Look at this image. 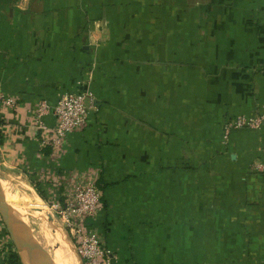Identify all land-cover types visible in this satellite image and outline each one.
Masks as SVG:
<instances>
[{
	"label": "crops",
	"instance_id": "1",
	"mask_svg": "<svg viewBox=\"0 0 264 264\" xmlns=\"http://www.w3.org/2000/svg\"><path fill=\"white\" fill-rule=\"evenodd\" d=\"M86 91V127L58 163L98 174L94 227L111 264H264V172L251 170L264 163V124L226 143L220 130L264 110V0H0V95L16 103L4 110L0 165L35 178L49 150L37 104ZM3 185L20 260L37 264ZM28 200L24 223L27 210L44 223Z\"/></svg>",
	"mask_w": 264,
	"mask_h": 264
},
{
	"label": "built area",
	"instance_id": "2",
	"mask_svg": "<svg viewBox=\"0 0 264 264\" xmlns=\"http://www.w3.org/2000/svg\"><path fill=\"white\" fill-rule=\"evenodd\" d=\"M94 95L89 92L62 93L50 106L40 101L31 118L40 134V150L49 148L48 166L36 171V180L43 186L48 209L60 219L81 264H111L109 253L104 249L94 227L101 211L102 192L99 176L94 172L79 173L63 171L58 161L69 135L82 131L93 108ZM13 98L0 95V122L5 118L4 110H14ZM49 116L52 125L47 126L43 118ZM264 124V110L254 115H235L220 123L222 140L226 143L230 133L239 130H259ZM254 173L264 172V163L251 164ZM31 174L28 173V176ZM12 249L8 243L0 244V264H8L6 255Z\"/></svg>",
	"mask_w": 264,
	"mask_h": 264
},
{
	"label": "rangeland",
	"instance_id": "3",
	"mask_svg": "<svg viewBox=\"0 0 264 264\" xmlns=\"http://www.w3.org/2000/svg\"><path fill=\"white\" fill-rule=\"evenodd\" d=\"M9 166L11 165H9V163L6 160H4L3 163L0 165V183L4 184L3 187L5 185L13 186L14 191L11 192L12 194H9V196L5 195L2 197L6 199L9 204H13L18 209V211L16 210L14 211V213H17L19 215H15V219L13 218V221L15 225L19 227L20 229L24 227L26 232L23 234V236L24 235L25 237L26 235L29 236L26 238L29 244L37 248L39 251H41L45 255L48 261L46 262L45 260L44 264L45 263L46 264H60L58 262H62V264H81L77 256L76 250L74 246L72 245L68 235L66 234V231L63 227L62 222L60 221V219H58L52 214V212L48 209V207L43 202L41 197L38 195L36 189L32 186V183L30 181V177L28 176V174L26 172L25 174L20 173L19 171H16L15 169H11V167L9 168ZM35 183H38V182L35 181ZM28 198L34 199L33 201L35 202H37L38 200L40 204L42 205V207L41 206L38 207L34 205V208H35L34 212L35 213H39L40 211L42 212L41 214L45 218L44 223H42L38 219L32 218V214L30 210H27L29 215H27V218L25 221L26 224L24 223V220H23V216L25 215L24 214L25 213L24 204L27 207V204L29 203ZM13 200H16V201H13ZM4 205H5V201H4ZM5 208H7L6 205H5ZM46 221L47 223L51 225L49 224L47 225ZM26 226L28 229H26ZM0 229L3 231L1 221H0ZM60 233L63 234L64 236L61 237ZM60 245H61V248L66 246L62 248L63 254L60 251ZM13 248L14 247H12V249ZM14 251L18 255L19 261L22 264L20 260V256L15 250V248H14ZM62 260L65 261L66 263L63 262ZM30 264H34V263L30 262Z\"/></svg>",
	"mask_w": 264,
	"mask_h": 264
},
{
	"label": "water",
	"instance_id": "4",
	"mask_svg": "<svg viewBox=\"0 0 264 264\" xmlns=\"http://www.w3.org/2000/svg\"><path fill=\"white\" fill-rule=\"evenodd\" d=\"M0 219L4 225V228L8 234V237L11 241L12 246L15 248V250L17 251V253L19 254V250L17 248V246L14 243V236H13V230L10 227L6 216H5V211L2 210L1 206H0ZM20 240L21 242L25 245V247L27 248V257L37 263V264H44V261L46 260V262L48 261L45 257V255L39 251L37 248L33 247L32 245L29 244V242L26 240V238L22 237V235L20 236ZM46 264V263H45Z\"/></svg>",
	"mask_w": 264,
	"mask_h": 264
},
{
	"label": "trees",
	"instance_id": "5",
	"mask_svg": "<svg viewBox=\"0 0 264 264\" xmlns=\"http://www.w3.org/2000/svg\"><path fill=\"white\" fill-rule=\"evenodd\" d=\"M2 123H3V121L0 122V127H1ZM49 154H50V149L47 151V153H45V156H48ZM29 177H30V181L32 183V186L36 189L38 195L41 197L42 200H45L44 192L42 191L43 186L39 183H35V181H37V180L33 176H29ZM5 258H6V261L8 262V264H21L19 261L18 255L13 251H9Z\"/></svg>",
	"mask_w": 264,
	"mask_h": 264
},
{
	"label": "bare ground",
	"instance_id": "6",
	"mask_svg": "<svg viewBox=\"0 0 264 264\" xmlns=\"http://www.w3.org/2000/svg\"><path fill=\"white\" fill-rule=\"evenodd\" d=\"M57 241H58V240H57ZM62 244H63V243H62ZM60 246H61V245H60ZM64 247H66V246H64ZM64 247H62V248H64ZM55 249H57V248H55ZM60 251H61V250H60ZM56 252H57V251H56ZM62 254H63V251H62ZM59 255H60V253H59ZM66 257H67V256H66ZM66 257H65V258H66ZM67 260H68V259H67ZM67 260H66V261H67ZM62 261H63V260H62ZM56 262H58V261H56ZM63 262H65V261H63ZM68 262H69V261H68ZM58 263L62 264V262H58ZM65 263H66V262H65Z\"/></svg>",
	"mask_w": 264,
	"mask_h": 264
}]
</instances>
